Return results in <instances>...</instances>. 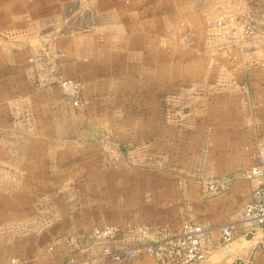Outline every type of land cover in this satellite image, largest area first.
<instances>
[{
    "label": "rangeland",
    "instance_id": "rangeland-1",
    "mask_svg": "<svg viewBox=\"0 0 264 264\" xmlns=\"http://www.w3.org/2000/svg\"><path fill=\"white\" fill-rule=\"evenodd\" d=\"M263 154L264 0H0V264H264L219 230Z\"/></svg>",
    "mask_w": 264,
    "mask_h": 264
},
{
    "label": "built area",
    "instance_id": "built-area-1",
    "mask_svg": "<svg viewBox=\"0 0 264 264\" xmlns=\"http://www.w3.org/2000/svg\"><path fill=\"white\" fill-rule=\"evenodd\" d=\"M258 164L252 168L249 179H260L261 187L255 189L250 200L244 205L243 216L240 223H229L219 228L222 242L224 244L232 243L240 234L244 237L251 236L255 239L259 237L264 245V154L257 157ZM239 226L242 228L239 229ZM151 226H142L138 229L139 235L145 239L141 245L126 247L112 252L106 250L107 256L116 261L123 259H134L143 251L146 254L154 255L158 251V243L149 241L148 236L151 232ZM115 228L105 232L97 231L98 239H107L115 235ZM209 233L210 230L201 225H186L184 229L170 239V246L179 256H182L184 264H211L209 255Z\"/></svg>",
    "mask_w": 264,
    "mask_h": 264
},
{
    "label": "water",
    "instance_id": "water-1",
    "mask_svg": "<svg viewBox=\"0 0 264 264\" xmlns=\"http://www.w3.org/2000/svg\"><path fill=\"white\" fill-rule=\"evenodd\" d=\"M247 238H251V236H248Z\"/></svg>",
    "mask_w": 264,
    "mask_h": 264
},
{
    "label": "bare ground",
    "instance_id": "bare-ground-1",
    "mask_svg": "<svg viewBox=\"0 0 264 264\" xmlns=\"http://www.w3.org/2000/svg\"><path fill=\"white\" fill-rule=\"evenodd\" d=\"M253 239V238H252Z\"/></svg>",
    "mask_w": 264,
    "mask_h": 264
}]
</instances>
